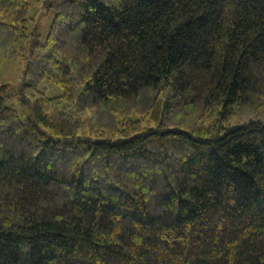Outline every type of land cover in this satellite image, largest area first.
<instances>
[{
	"label": "trees",
	"instance_id": "obj_1",
	"mask_svg": "<svg viewBox=\"0 0 264 264\" xmlns=\"http://www.w3.org/2000/svg\"><path fill=\"white\" fill-rule=\"evenodd\" d=\"M18 56L0 264H264V0H0Z\"/></svg>",
	"mask_w": 264,
	"mask_h": 264
},
{
	"label": "rangeland",
	"instance_id": "obj_2",
	"mask_svg": "<svg viewBox=\"0 0 264 264\" xmlns=\"http://www.w3.org/2000/svg\"><path fill=\"white\" fill-rule=\"evenodd\" d=\"M30 2H34L36 0H27ZM40 19L39 24H40V33L42 35V38H45L47 35L48 29L51 26L52 23V14H44V15H39L38 17ZM26 59L25 57H13L10 59H6L1 61L0 63V81L2 83H6L11 85L12 87H16L23 77V72L24 68L26 66ZM45 92L47 96H60L61 95V90L56 87H46Z\"/></svg>",
	"mask_w": 264,
	"mask_h": 264
}]
</instances>
